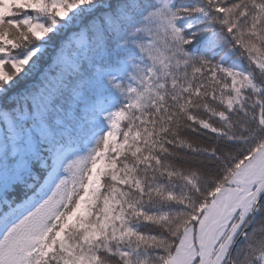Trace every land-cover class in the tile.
Returning <instances> with one entry per match:
<instances>
[{
    "label": "snow or ice",
    "instance_id": "1",
    "mask_svg": "<svg viewBox=\"0 0 264 264\" xmlns=\"http://www.w3.org/2000/svg\"><path fill=\"white\" fill-rule=\"evenodd\" d=\"M0 264H264V0H0Z\"/></svg>",
    "mask_w": 264,
    "mask_h": 264
},
{
    "label": "trees",
    "instance_id": "2",
    "mask_svg": "<svg viewBox=\"0 0 264 264\" xmlns=\"http://www.w3.org/2000/svg\"><path fill=\"white\" fill-rule=\"evenodd\" d=\"M5 70H6V71H10V69L8 68L7 65L5 66Z\"/></svg>",
    "mask_w": 264,
    "mask_h": 264
}]
</instances>
